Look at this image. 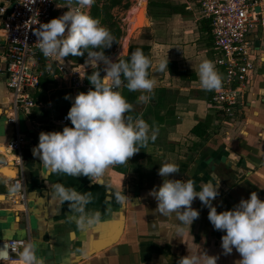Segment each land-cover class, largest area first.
<instances>
[{"label": "crops", "instance_id": "1", "mask_svg": "<svg viewBox=\"0 0 264 264\" xmlns=\"http://www.w3.org/2000/svg\"><path fill=\"white\" fill-rule=\"evenodd\" d=\"M168 1L182 6V11L155 19L147 16L148 28L133 34L128 31L130 35L124 45H128L137 34L148 31L149 40L134 43L151 47L149 78L154 81V89L163 88L177 94L172 100L173 105L169 106L175 110V123L168 126L162 122L157 127L155 118L163 115L162 109L166 110V107L161 108L159 115H155V111V118L147 123L149 135L155 128L157 138L154 142L149 141L140 159L136 160L135 154L120 166L125 168L124 173L117 171L118 164L110 166L100 177L52 173L33 157L31 150L38 144L40 132L63 129L56 125L60 116L55 115L54 110H58L61 103L54 96L65 92V95L74 97L84 90L72 92L67 78L54 65H45L47 76L53 77L60 85L43 94L46 104L35 100L36 107L30 115L17 113L16 126L8 123L11 94L6 86V45L0 31V241H27L42 264H177L180 257L200 256L202 251L218 256L217 264H236L240 259L235 249L230 255L223 254L221 236L224 233L214 230L207 218L208 209L199 199L192 203V208L200 213L199 218L188 226L181 225L174 213L164 216L157 212L156 201L148 193L154 186H159L162 179L168 178H161L157 173L162 163L169 162L179 166V173L170 178L191 179L196 191L208 182L219 185V195L212 202L218 213L231 210L241 198L248 199L251 192H257L264 201V26L256 25L247 35L255 68L249 74L232 126L222 127L217 125L218 108L214 106L206 110L213 106L210 98L215 90L203 89L198 76V67L203 60L215 62L219 56L215 48L205 46L206 35L200 29L206 27L203 24L206 20L201 17L199 0ZM12 2L0 0V7L9 9ZM65 7L66 2L62 0L52 19L67 11ZM255 12L264 17V0H258ZM3 20L4 15L0 14V26ZM121 49L116 56L121 54ZM166 59L175 62L179 71H185L183 79L170 76L167 69L159 70L160 63ZM215 69L222 75L219 68ZM37 71L41 76L39 67ZM67 105L71 107L70 99ZM150 109H156L154 102L145 105L143 115ZM204 120L210 127L208 137L201 140L189 131ZM16 129L29 140V148L24 146L20 153L21 167L10 162L14 152L8 149ZM25 166L34 167L36 171L30 172L31 184L24 185L26 205H15L10 201L13 194L10 180L16 178L19 170L26 179ZM55 184L75 189L81 195L90 193L84 215L99 212L101 222L90 229H81L76 223L81 213L76 212L69 202L61 203L59 198L53 197ZM118 193L127 196L123 203L118 201ZM132 197H137V201L131 200ZM120 212L124 213L122 219ZM120 219L122 231L115 243L92 253L113 235ZM179 228L183 229L181 234H178Z\"/></svg>", "mask_w": 264, "mask_h": 264}, {"label": "clouds", "instance_id": "2", "mask_svg": "<svg viewBox=\"0 0 264 264\" xmlns=\"http://www.w3.org/2000/svg\"><path fill=\"white\" fill-rule=\"evenodd\" d=\"M36 0H32L34 4ZM94 0H66V9L61 16L39 24L34 31L35 44L44 57L65 59L69 56L84 57L85 63L97 66L87 78L92 86L85 92H78L71 100L65 119L72 127L64 126L62 131L40 132L38 144L32 149L33 157L39 159L44 169L52 173H63L76 177H100L113 165H123L135 154L139 147L146 146L157 138L155 128L142 118L135 120L126 115L133 110L118 89L127 88L130 92H141L139 100L145 104L152 99L154 81L148 77L151 60L141 49H136L129 59L117 57L114 62L104 52L89 49H110L114 37L92 18L85 8H91ZM168 60L159 65V70L167 68ZM101 73H104L102 76ZM198 76L203 89L218 90L222 87V77L210 60H203L198 67ZM139 145V147L137 146ZM179 173L175 163L164 162L158 169V176L168 177L148 193L156 201V211L161 215L176 214L181 225L190 226L199 218V211L192 208L194 200L199 199L208 209V220L214 230L223 232L221 248L224 255L235 249L240 259L236 264H264V201L257 192H251L248 199L239 201L231 210L217 212L212 202L219 195L218 186L211 182L195 190L191 179H174ZM90 193L81 195L75 189L62 184L53 185V197L61 203L69 202L76 212L81 213L76 223L87 230L98 225L100 213L84 215V206L90 202ZM123 203L126 195L117 194ZM182 228L178 229L181 234ZM218 256H210L202 251L200 256H183L177 264H217ZM23 264H42L37 259L31 245L21 253Z\"/></svg>", "mask_w": 264, "mask_h": 264}, {"label": "built area", "instance_id": "3", "mask_svg": "<svg viewBox=\"0 0 264 264\" xmlns=\"http://www.w3.org/2000/svg\"><path fill=\"white\" fill-rule=\"evenodd\" d=\"M62 0H13L9 9L0 7L4 15L0 31L6 45V86L11 94V109L7 122L17 124V113L30 115L36 107L34 91L39 86V64L54 65L67 78L72 92L83 89L86 93L92 86L85 82L89 63L75 65L58 57L46 58L35 44L34 31L41 23L52 19ZM258 0H199L201 17L209 22L214 48L219 53L216 67L222 69V87L215 90L210 103L218 108L219 126L229 128L237 117L243 91L248 84L249 74L255 68L252 48L247 35L256 25L264 26V17L255 12ZM89 8L83 9L88 12ZM64 114L58 119V127L70 121ZM29 143L26 136L16 129L15 137L8 143L14 154L10 162L21 167V150ZM12 204L26 205L25 178L21 170L10 180ZM30 244L23 240L0 241V263L23 264L21 253Z\"/></svg>", "mask_w": 264, "mask_h": 264}, {"label": "trees", "instance_id": "4", "mask_svg": "<svg viewBox=\"0 0 264 264\" xmlns=\"http://www.w3.org/2000/svg\"><path fill=\"white\" fill-rule=\"evenodd\" d=\"M66 2V0H64ZM131 7L130 0H94L93 5L91 6L89 10V15L94 18L98 19L102 26L106 27L112 36L115 38L114 43L110 49H89V51H97V52H104L106 56L111 57V55L115 52V50L119 47L121 41L125 39L126 36L125 28L126 26L122 24V20L118 19L114 15L115 10H122L124 12H127ZM182 6H177L173 3H171L168 0H148L147 6H146V12L147 16L150 19L160 18L164 16H172L174 14H177V11H182ZM203 24L206 27H202L200 31L202 33L205 32L206 38L205 40V46L208 49L214 48L213 39L211 37V28L209 26V22L205 21ZM136 49H141L145 56H147L151 60V47L147 44H136L133 42V40L130 41L129 48H128V54L126 56L120 57L122 60L129 59V56L132 52H134ZM87 57V52L85 53L84 57H74L69 56L65 58L66 60H69L73 62L75 65H83L85 64V59ZM168 73L170 76L179 77L180 79H183L185 76V71H179L178 66L175 62H168L167 65ZM97 67L92 71H88L85 75V82L89 84L87 78L90 74H92L94 71H97ZM39 71H41V76L39 78V86L34 91L35 93V100L38 103H41V100L44 101V95L45 92L49 89L57 88L60 83L53 79V77H48L47 73L45 72V61H42L39 64ZM148 77H150V68L148 69ZM194 78V77H193ZM90 85V84H89ZM121 94L125 97L128 103L133 105V110L130 113H127L126 115H130L133 120H135L137 117H139L142 114V118L148 122V120H152V117H154L153 114L159 115L160 112L163 110V115L160 114L159 118H155V120H158L157 127L162 122H166L168 126H170L175 121V110L174 108H170L169 106H172V100L177 96L176 93H169L166 89L163 88H157L153 90V93L151 94L152 99L151 102L155 103V110H148L147 114L145 112V103L141 102L139 100V96L141 95L140 92H130L127 90V88L122 87L120 89ZM210 95V93H209ZM65 92L59 93L58 96H54V99H57L61 106L58 108L59 116L61 117L64 114H67L70 106L67 105V100L64 98ZM210 97V96H209ZM46 104V102L44 101ZM162 107H166L165 109H162ZM169 107V108H168ZM34 110V109H33ZM32 110V113H33ZM160 110V111H159ZM159 112V113H158ZM158 113V114H157ZM174 120V121H173ZM68 127H72L71 123L67 124ZM209 123L207 120H204L202 122H198L196 125H194L191 130L189 131L190 134L194 137L200 138L201 140H205L208 137V130H209ZM139 147V145H137ZM147 146V145H146ZM139 147L140 152L136 154V160L140 159L142 154L144 153V150L146 148ZM117 171L124 173L125 168H120L121 165H117Z\"/></svg>", "mask_w": 264, "mask_h": 264}, {"label": "water", "instance_id": "5", "mask_svg": "<svg viewBox=\"0 0 264 264\" xmlns=\"http://www.w3.org/2000/svg\"><path fill=\"white\" fill-rule=\"evenodd\" d=\"M256 11H259V9L257 8ZM141 16H142V3L135 2L133 4V6L130 8V10L128 11V14H127V17H126V23H125L126 32L127 31H139L141 29L148 28V27L144 26V21L148 20L146 7H145V20L142 21L141 20ZM128 48H129V46L126 45V46H124L121 49V54L118 55L119 58L122 57V56H126L128 54ZM117 52H118V50L116 52H114L111 55V57L116 55ZM116 60H117V58L115 59V61ZM26 146H27V148H29L28 145H26ZM31 153H32V150H31ZM33 171H36L34 169V167H27V166L24 167V174H25V177H26L25 185L26 184L27 185L31 184L32 180H31V173L30 172H33ZM21 172H22V170H21ZM99 182H101V181L99 180ZM41 196H44V194L41 195ZM131 200L136 202L137 201V197H132ZM120 213H121V219H122L124 213L123 212H120ZM121 219H120L119 225H118L117 229L115 230V232L113 233V235L111 237H109L107 240H105V241H107L106 243L101 244L100 246L96 247L92 253H95L96 251L104 249L105 247H108L111 244L115 243V241L117 240V238L119 237V235H120V233L122 231V220Z\"/></svg>", "mask_w": 264, "mask_h": 264}, {"label": "rangeland", "instance_id": "6", "mask_svg": "<svg viewBox=\"0 0 264 264\" xmlns=\"http://www.w3.org/2000/svg\"><path fill=\"white\" fill-rule=\"evenodd\" d=\"M145 1V3L147 4V0H144ZM130 2H131V7L133 6V4L135 3V0H130ZM130 7V8H131ZM145 7H146V5H145ZM114 15L118 18V19H121L122 20V24L123 25H125V23H126V17H127V14H128V11L127 12H124V11H122V10H115L114 12ZM126 29V28H125ZM135 31H133L132 32V34L134 33ZM131 34V35H132ZM130 34L128 33V31L126 32V36H125V39H123L122 41H121V43H120V46L117 48V50H119L120 48H123L125 45V40H128V36H129ZM132 40V39H131ZM130 40V41H131ZM140 40H143V41H147V40H149V35H148V31L147 30H145V32H141V33H139V34H137L136 35V37L133 39V42H139ZM130 41L128 42V46H129V44H130ZM123 46V47H122ZM115 52H116V50H115ZM86 64V63H85ZM213 64H214V66H215V68H219V67H216V65H215V62H213ZM221 71H222V69L221 68H219ZM59 107V106H58ZM213 107H214V105L213 106H208V109L206 108V110H211V108L213 109ZM54 112H55V115H58L59 114V111L56 109V110H54ZM45 113V112H44ZM174 121V120H173ZM174 123H175V121H174ZM186 133V132H185ZM159 182V181H158Z\"/></svg>", "mask_w": 264, "mask_h": 264}, {"label": "bare ground", "instance_id": "7", "mask_svg": "<svg viewBox=\"0 0 264 264\" xmlns=\"http://www.w3.org/2000/svg\"><path fill=\"white\" fill-rule=\"evenodd\" d=\"M135 2L142 3V16H141V20L143 21V20H145V10H144V8H145V3H144L143 0H135ZM144 26H145V27L148 26V20H145V21H144ZM117 56H118V55H117ZM117 56L114 55V56L111 57V59H112L113 61H115V59L117 58ZM7 174H9V173H7Z\"/></svg>", "mask_w": 264, "mask_h": 264}]
</instances>
